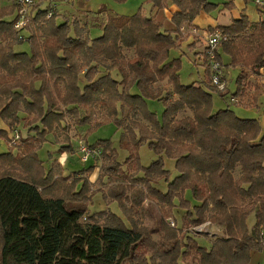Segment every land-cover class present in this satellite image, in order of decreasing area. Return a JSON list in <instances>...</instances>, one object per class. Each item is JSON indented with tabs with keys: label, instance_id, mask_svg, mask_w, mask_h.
<instances>
[{
	"label": "trees",
	"instance_id": "trees-1",
	"mask_svg": "<svg viewBox=\"0 0 264 264\" xmlns=\"http://www.w3.org/2000/svg\"><path fill=\"white\" fill-rule=\"evenodd\" d=\"M170 1L179 7L171 31L142 11L132 16L99 11L91 26L65 17L58 22L62 16L56 13L47 18V9L37 4L25 32L14 29L15 4L0 1V122L5 126L0 140L9 142L21 124L34 132L0 153V264H249L251 252L264 249L262 126L230 107L214 112L213 93L224 99L227 90L212 83L205 52L202 82L182 83V60L171 58L183 41L181 27L218 5L149 0L157 9ZM234 1L224 7L233 9ZM260 1L258 22L241 13L231 25L216 27L229 34L219 60L224 66V53L228 66L240 69L231 98L247 95L252 84L246 70L257 77L264 70ZM94 28L102 35L92 37ZM25 42L29 52L18 49ZM150 100L163 102L162 119L149 108ZM98 109L123 128L120 147L128 156L120 162L110 140L90 144L102 146L99 179L112 182L102 192L108 207L91 212L89 173L95 166L66 175L58 161L45 168L39 150L50 136L61 143V151L70 149L68 136L58 139L59 131L68 128L67 118L86 125ZM143 143L157 155L149 166L141 162ZM165 157L175 161L173 179ZM113 203L121 215L111 210ZM146 205L159 208L157 238L142 222ZM178 207L185 211L182 226L169 221ZM252 213L256 224L250 230ZM206 222L223 232L209 239V247L186 225Z\"/></svg>",
	"mask_w": 264,
	"mask_h": 264
},
{
	"label": "rangeland",
	"instance_id": "rangeland-1",
	"mask_svg": "<svg viewBox=\"0 0 264 264\" xmlns=\"http://www.w3.org/2000/svg\"><path fill=\"white\" fill-rule=\"evenodd\" d=\"M110 1L112 2L111 4L114 7V9L118 13H121L123 11L125 13V16H132L134 15V13L142 11L141 9L149 11L151 8L149 0H121V1L110 0ZM207 1L216 5L222 2V0H207ZM58 2H62V1L59 0ZM92 2L95 4L96 2H98V0H92ZM64 3L66 4H63V7L61 8L62 10L61 13H58L59 10L55 11L56 14H61L62 16L58 18L57 20L58 22H62L64 20L63 19L64 17L68 18L70 22L75 20L79 21L81 25H84L86 21L92 20L93 17L92 16L90 17L89 15L73 14L72 11L73 6L76 7V5H78V7H84L85 0H71L69 2H64ZM254 3L256 4L257 0L255 1L251 0L248 4L249 6H252V8H254L255 6ZM146 15L148 16V14ZM225 19L226 18L223 17L220 18V22L221 21L228 22ZM199 34L200 32L198 31L197 35ZM209 34H210V30L205 35V40H206L205 43L207 42V36H209ZM18 49L29 52L30 51L29 43L25 42ZM127 55L128 57H132L133 52L130 50L127 52ZM179 57L182 60V68H181L182 83L190 84L193 81L198 80L200 74L203 75L204 68L193 64V59L191 57L188 56L189 57L188 58L187 56L185 57V55L183 57L181 56V54H179ZM222 73L225 74V72ZM246 73L248 74V78H247L248 85L249 84L252 85L248 87L247 95L242 100L240 98H238L237 100H231V96L236 91V87H237L236 84L237 77L235 73H232L231 71V73L229 72L227 76L223 75V82L225 85L227 83L225 87H227V90H229L230 92H227V95L224 98L225 100L221 98L217 92L213 93L214 112L230 107L232 110H234L237 113V115H241V117H246L248 119H257L260 122L264 132V70L262 72V75H260L259 77L251 74V72L248 70H246ZM256 92H258L257 99L254 98ZM241 102H244L249 106L246 107L242 105ZM148 105L149 108L152 111H155L158 117L162 119V115L164 112L163 102L150 100L148 102ZM98 123L102 125L96 128L92 133H87L90 128H95L97 125H99ZM67 125L68 128L66 131L65 130L59 131L58 139L60 138V140H65V138L68 136L70 138L72 147L70 149L63 148V151H61L60 150L61 143L58 144L55 141L56 138L54 136H50L48 137V140L44 143L42 148L39 150V157L44 162L45 168L48 169L53 162L55 161L60 162L59 159H62L64 156H66L69 164L66 165L67 161L63 164L60 162L64 168V174L66 175L72 174L74 173L73 171L80 170L83 167L85 168L93 164L95 166L94 167L95 169L89 173V180L92 184L94 194L92 198V204L89 205V209L91 212L106 209L108 206L106 204V201L103 199L102 192H107L108 188L112 185V182L107 180V178H104L105 180L103 181L99 179L101 175L100 169H101L103 157L100 155L98 158L93 159L91 162L85 163L84 161L81 160V156L79 153V143L83 141L88 145L90 144L92 145L96 143L98 140H110L112 145L117 149L119 161L124 163L128 156V152L126 150L121 149L120 147V138L123 128L118 127L113 121V119L109 118V116L106 114L105 110L103 109L97 110L96 116H94V119L89 124L80 126L79 124L73 122L71 118H67ZM1 127L2 128L5 127L2 121L0 122V128ZM30 130L31 129H29L28 127H24L23 124H21L17 127L15 131H19L20 135L28 136L34 133L31 132ZM13 132L10 133V136L13 134ZM9 147H10L9 142L5 140H0V153L4 151H8L10 149ZM96 147L102 149V146H96ZM14 152H17V149H15ZM139 154L141 157V162L144 166H149L152 163V161L157 158V155L150 149L147 143H143L140 146ZM165 165L170 170L171 179H173L177 174V170L175 168V161L165 157ZM123 168L126 169L125 164L123 165ZM235 175L236 177H238L239 171H236ZM160 185L164 189H166L167 187V183L165 181H162ZM187 197L191 198L190 193H187ZM110 208L112 211L121 215V211L119 210V207L116 203L111 204ZM159 214H160L159 208L157 206L146 205L145 212L141 217L142 222L155 231L154 238H157L156 229L158 226ZM184 216H185L184 209L178 207L174 209V215L173 217L169 218V221L170 223L173 221L174 224L177 223L178 225L182 226V224L184 223V219H183ZM247 223L249 229L253 230L256 224L255 213H252L249 216ZM186 225L189 226L188 230L192 236L202 237V238H197V240L201 245H204L206 247H209L210 245L209 239L223 236L221 227L215 224H211L210 222H206L200 226H193L192 224H186ZM261 235L264 238V229L261 230ZM249 264H264V249L253 250L251 252V259Z\"/></svg>",
	"mask_w": 264,
	"mask_h": 264
},
{
	"label": "crops",
	"instance_id": "crops-1",
	"mask_svg": "<svg viewBox=\"0 0 264 264\" xmlns=\"http://www.w3.org/2000/svg\"><path fill=\"white\" fill-rule=\"evenodd\" d=\"M0 1H1L2 6L9 5L13 2V0H0ZM228 1L229 0H222V2L218 4V8L216 10H213L211 12H202L200 15H198L195 18V20L192 23L184 24L181 27L183 41L181 42V45L179 48L173 49L171 51V58H177L179 57V54H181V56L183 57L184 55L185 57L189 56L193 59V64L203 67L205 71V67H204L205 66L204 65L205 63L204 51L206 48L205 35L209 30L214 29L219 26L231 25L235 19H238L240 17L241 13L246 14L250 22L256 23L260 20L261 14L257 10L255 3H254L255 5L254 8H252V6H249V4L246 5L243 0H235L234 1L235 7L233 9H229V8L224 7L225 3H227ZM111 3L112 2L110 0H98V2L94 4L92 0H85L84 7H78V5H76V7L73 6L72 11H73V14L75 15L85 14V15H89L90 17L91 16L94 17L95 13L99 11H102L103 14L125 15L123 11L121 13H118L114 9ZM37 4H40L43 9H48V7L51 4V0H37ZM63 4H66V3L64 2L57 3L58 6L56 10H59L58 13H61L62 11L61 8L63 7ZM150 5H151V8L149 11H146L144 9H141V10L145 14H148L149 17H153L156 21L162 23L164 30L171 31L176 28L172 21V18L174 14L177 11H179V7L177 4L170 1L168 4V7L164 9L154 8L151 3ZM15 17H16V11H15ZM222 17L226 18L225 20H227L228 22H222V21L220 22V18ZM88 22L92 26V21H86L85 23H88ZM193 28H197L200 34L199 35L194 34ZM102 33L103 32L97 28L92 29V35L94 38L101 36ZM222 57H223V62H224L223 72H225V74L223 75L227 76V74H229V72L231 73L232 71V73H235L236 77H238L240 73V69L228 66L230 63L229 56L223 53ZM203 78H204V72H203V75L200 74V77L196 81L202 82ZM226 90H227V87H226ZM227 92H230V91L227 90ZM237 99L238 98H231V100H237ZM237 116L241 117V115H237ZM241 118H246V117H241ZM59 161L62 164L65 163L67 161L66 156H64L62 159H59ZM68 164L69 163L67 161L66 165Z\"/></svg>",
	"mask_w": 264,
	"mask_h": 264
},
{
	"label": "built area",
	"instance_id": "built-area-1",
	"mask_svg": "<svg viewBox=\"0 0 264 264\" xmlns=\"http://www.w3.org/2000/svg\"><path fill=\"white\" fill-rule=\"evenodd\" d=\"M59 0H51V4L47 9V18H51L57 9ZM62 2H69L71 0H61ZM16 6V17L14 22V29L25 32V30L32 23L34 9L37 5V0H13ZM261 2L257 0V3ZM264 4V2H263ZM198 29L193 28V33L198 34ZM229 38V34L220 29L215 28L207 36L205 54L208 59V64L211 72L212 83L218 86L219 89L224 90L225 84L223 82V65L218 58V51L223 42ZM21 135L19 131H14L11 140L9 141L10 147H15L20 141ZM79 153L81 160L85 163L98 158L102 154V150L98 147H93L85 142L79 143ZM174 225L173 221L171 222Z\"/></svg>",
	"mask_w": 264,
	"mask_h": 264
}]
</instances>
